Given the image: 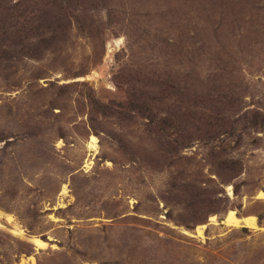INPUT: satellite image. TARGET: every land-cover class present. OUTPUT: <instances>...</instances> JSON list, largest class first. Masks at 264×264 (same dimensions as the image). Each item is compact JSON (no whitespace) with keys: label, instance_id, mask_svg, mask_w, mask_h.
Wrapping results in <instances>:
<instances>
[{"label":"rangeland","instance_id":"1","mask_svg":"<svg viewBox=\"0 0 264 264\" xmlns=\"http://www.w3.org/2000/svg\"><path fill=\"white\" fill-rule=\"evenodd\" d=\"M261 193L264 0H0V264H264Z\"/></svg>","mask_w":264,"mask_h":264},{"label":"bare ground","instance_id":"2","mask_svg":"<svg viewBox=\"0 0 264 264\" xmlns=\"http://www.w3.org/2000/svg\"><path fill=\"white\" fill-rule=\"evenodd\" d=\"M97 138L95 136H93L91 138V142H90V147L93 149V150H96V147H97ZM64 192H65V189H64ZM261 197H264V194L261 193L260 194ZM216 218L215 217H212L211 218V221H215ZM226 221V224L228 226H231V227H241V226H246L248 228H252V229H257L258 228V224H257V220L255 217H245V218H239L237 216V214L234 212V211H230L225 219ZM205 229V226H202V227H199L197 229L198 233L200 235L203 234V231ZM20 236H24V232L23 231H19L17 232ZM31 242L37 247V249H44L48 246V243L39 239V238H32L30 239Z\"/></svg>","mask_w":264,"mask_h":264},{"label":"trees","instance_id":"3","mask_svg":"<svg viewBox=\"0 0 264 264\" xmlns=\"http://www.w3.org/2000/svg\"><path fill=\"white\" fill-rule=\"evenodd\" d=\"M51 32H52V31H51ZM221 221H222V220H221ZM245 229H246V228H245ZM245 229H244V230H245Z\"/></svg>","mask_w":264,"mask_h":264}]
</instances>
